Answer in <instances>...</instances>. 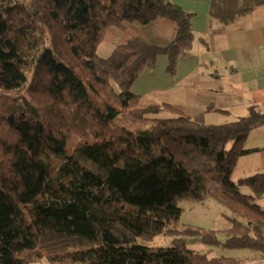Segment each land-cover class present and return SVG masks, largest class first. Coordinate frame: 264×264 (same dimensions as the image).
Masks as SVG:
<instances>
[{"label": "trees", "instance_id": "trees-1", "mask_svg": "<svg viewBox=\"0 0 264 264\" xmlns=\"http://www.w3.org/2000/svg\"><path fill=\"white\" fill-rule=\"evenodd\" d=\"M260 6L211 0L209 29ZM192 15L171 0H0V264L243 261L214 249L264 264V170L232 178L241 156L264 150L245 147L264 113L250 105L207 124L204 113L226 110L191 114L131 90L159 55L173 74L191 54ZM159 23L172 26L164 41ZM106 39L114 48L101 57ZM162 112L171 116L154 117ZM207 199L228 210V227L180 224V201ZM158 235L170 245L142 243Z\"/></svg>", "mask_w": 264, "mask_h": 264}, {"label": "crops", "instance_id": "crops-1", "mask_svg": "<svg viewBox=\"0 0 264 264\" xmlns=\"http://www.w3.org/2000/svg\"><path fill=\"white\" fill-rule=\"evenodd\" d=\"M171 1L193 13L191 54L178 60L173 74L166 70V55H159L153 68L141 71L131 90L151 100L179 105L191 114L212 103L226 110L204 113L207 124L230 122L246 115L250 105L264 113V6L226 26L213 22L212 31L209 29L211 0ZM171 33L172 27L163 23L153 30L157 41L168 39ZM113 48V43L102 41L97 53L107 57ZM245 147H264V124L249 133ZM238 167L239 177L264 170V150L241 156L235 169ZM258 202L263 206L264 196ZM256 261L261 264L259 259Z\"/></svg>", "mask_w": 264, "mask_h": 264}, {"label": "rangeland", "instance_id": "rangeland-1", "mask_svg": "<svg viewBox=\"0 0 264 264\" xmlns=\"http://www.w3.org/2000/svg\"><path fill=\"white\" fill-rule=\"evenodd\" d=\"M160 24V23H159ZM170 25V23H163ZM172 27V26H171ZM104 42L113 43L110 40L106 39ZM114 44V43H113ZM27 78H30V74H27ZM171 116L169 113L162 112L154 117H169ZM77 139L74 137V143ZM239 175H241L240 168L238 167L233 172L232 178L236 180ZM246 192H250L249 189L244 188ZM179 206L181 207V215H180V224L186 225L190 224L193 226L203 227L205 229H216L220 230L229 226L228 220L224 216V213H229L228 210L223 207L221 204L215 202L212 199H207L203 203L189 201V200H182L179 202ZM188 247L197 250V251H207L210 247L202 244L197 237H185L184 238ZM143 244L150 245V246H168L170 245V237L166 236H155L150 241H142ZM218 253H223L229 256H240L242 257L241 264H260L258 260V253H253L250 251L235 249V250H212L210 253L211 255H217ZM40 262L35 264H47L46 259H39ZM244 262V263H243Z\"/></svg>", "mask_w": 264, "mask_h": 264}, {"label": "water", "instance_id": "water-1", "mask_svg": "<svg viewBox=\"0 0 264 264\" xmlns=\"http://www.w3.org/2000/svg\"><path fill=\"white\" fill-rule=\"evenodd\" d=\"M259 123H260V124H264V120H261Z\"/></svg>", "mask_w": 264, "mask_h": 264}]
</instances>
